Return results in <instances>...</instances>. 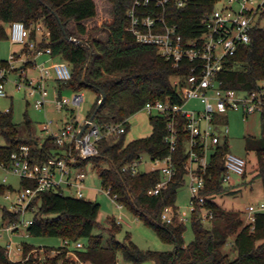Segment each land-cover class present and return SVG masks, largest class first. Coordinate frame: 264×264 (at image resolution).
<instances>
[{
	"label": "trees",
	"instance_id": "trees-1",
	"mask_svg": "<svg viewBox=\"0 0 264 264\" xmlns=\"http://www.w3.org/2000/svg\"><path fill=\"white\" fill-rule=\"evenodd\" d=\"M112 6V19L106 24L108 35L97 38L87 27L86 20L98 14L96 0H0V40L8 39L6 24L23 21L32 29L31 37L37 38L36 26L41 25L49 32L48 40L41 41L39 48L51 47L52 55L68 62L72 68V79L58 82L59 92H73L91 88L97 93L89 116L105 126L107 123L125 122L131 115L139 112L146 102L165 100L168 97L180 101L173 85V77L185 80L190 73L189 63L183 62L176 67L164 58L156 46L139 42L129 31L128 11L137 0H108ZM152 0L147 7L140 6L137 12L163 16L168 24L178 26L185 39L197 36L203 31V19L210 13L217 0H168L157 6ZM183 1L180 5L179 2ZM74 23L75 28L69 25ZM83 40L84 44L69 39ZM5 61H2L4 63ZM224 85L239 90H256L264 79V27L251 32L249 43L227 57L220 74ZM102 102L100 103V100ZM152 133L149 136L126 141L130 125L120 135H106L99 142V155L79 160V166H86L90 161L95 164L104 188H109L112 195H117V202L132 211L146 224L154 228L165 241L175 245L172 251L142 249L126 233L123 240L117 239L122 229L121 222L109 218V239L106 243L100 234H94L98 225L97 217L100 204L85 198H77L54 190L43 191L33 204L37 206L33 223L29 226L34 236L58 237L71 241H83L84 247L78 250L83 260L94 264H116L117 261L129 264L152 259L157 264H264V212L256 214L254 224H247L239 210H228L207 199L205 208L213 212L211 225L206 226L201 211L191 213L194 238L185 242L186 222L177 218L168 223L162 219V212L168 205L177 207V193L183 185L185 174V146L179 144L175 153L176 176L159 194H149L161 179L159 170L139 171L136 174L122 171L121 167L134 160H140L144 153L151 157H164L169 153L165 141V118L151 116ZM263 133L260 138H248L247 148L256 152L258 167L256 179L264 190V114L262 115ZM33 121L25 119L22 127L13 122L12 111L0 114V131L6 143L0 146V162L10 163L13 151L21 145L30 147L34 161L43 162L60 153L59 146L52 138L41 140L33 131ZM229 150L224 144L216 160ZM215 164L207 178L208 196L229 190L222 179L223 166ZM110 166H103V163ZM247 176V170L243 177ZM24 187L34 186L31 180L22 178ZM12 190L11 185L0 181V195ZM4 221L18 219L6 208L3 209ZM236 233L235 246L238 256L231 259L222 251L232 234ZM35 245L25 243V254ZM53 248L54 246H44ZM65 254L48 256L41 262L34 256L26 261H12L0 246V264H58ZM121 257V258H120Z\"/></svg>",
	"mask_w": 264,
	"mask_h": 264
},
{
	"label": "built area",
	"instance_id": "built-area-1",
	"mask_svg": "<svg viewBox=\"0 0 264 264\" xmlns=\"http://www.w3.org/2000/svg\"><path fill=\"white\" fill-rule=\"evenodd\" d=\"M168 0H156L157 6H162ZM152 0H137L129 9V31L136 39L145 44L154 45L158 52L176 67L183 62L189 63L190 73L185 80L180 76L173 77V85L177 90L180 101L168 97L165 100H151L145 103L141 110L150 117L165 118V141L169 146V153L164 157H151L157 167L151 170L161 172L160 181L148 190L149 194H159L167 188L176 176L175 153L180 143L185 146V174L183 185L190 191L191 212L202 207L204 221L213 218V212L205 208L208 196L204 193L207 188V178L213 168L220 148L226 144L228 138V115L231 111L241 113L243 119L256 112L264 114V79L260 81L256 90H239L224 85L220 74L224 69L227 57L234 54L241 45L251 40V32L255 28L264 27V0H217L214 9L203 19V31L195 37L185 39L175 24H168L163 16L141 14L137 12L140 6L147 7ZM180 5L183 1L179 2ZM37 34L41 39L31 37L32 29L23 21L9 23L8 37L14 44H21L23 50L14 52L0 66V97H7L5 81L9 73L17 71L15 86L21 89L27 86L30 95H38L34 106L42 109L48 102H53L56 109H70L72 113L67 119L58 124L49 119L43 124V139L52 138L59 146L60 153L49 157L43 162L34 161L28 145H21L13 151L10 163L0 162V170L11 171L24 179L31 180L34 186H26L18 193L11 211L18 214V219L0 223V238L7 236L3 247L8 259L12 261H26L34 256L45 262L48 256L65 254L58 264H94L83 260L78 250L84 247V242L61 239V244L48 247H34L25 254V244L14 239V235L23 227L27 229L33 223L37 206L35 199L43 191L54 190L83 198L87 188L85 181L87 173L84 167L79 166V160L99 155V142L106 135H120L126 131V123H107L99 125L89 115L82 117L75 111L84 102V92L76 91L71 96H63L55 88L54 98H49V89L46 80L54 77L55 80L67 82L72 79L73 72L70 64L64 60L56 61L50 66L36 65L40 77L28 79L25 70L34 65L36 57L42 53L52 55L51 47L39 48V41H47L49 32L45 33L42 26H36ZM31 51L32 58H26ZM29 64V65H28ZM101 101V100H100ZM197 102L198 106H191L190 102ZM11 108L2 110L0 114L9 113ZM86 129L79 137L82 128ZM218 160V161H217ZM216 161L223 166L222 179L230 182L233 177L241 176L246 172V158L226 150ZM141 160H134L121 167L122 171L138 173ZM4 181L7 180L5 177ZM227 186V185H226ZM107 193L117 202V195H112L109 188ZM7 193V192H6ZM118 203V202H117ZM119 204V203H118ZM122 206L121 204H119ZM247 224H254L256 214L264 212V203L245 207ZM31 213L32 217L27 218ZM185 221L179 208L168 205L162 212V219L168 223L175 219ZM30 233V232H29ZM13 254L16 258H13ZM116 264H122L117 261ZM139 264V263H132Z\"/></svg>",
	"mask_w": 264,
	"mask_h": 264
},
{
	"label": "rangeland",
	"instance_id": "rangeland-1",
	"mask_svg": "<svg viewBox=\"0 0 264 264\" xmlns=\"http://www.w3.org/2000/svg\"><path fill=\"white\" fill-rule=\"evenodd\" d=\"M98 14L95 18L86 20V25L92 30V35L97 38H106L108 35V29L106 24L112 19V6L108 0H98ZM70 29H74V23L69 25ZM45 33L47 29L43 27ZM41 33H39V36ZM22 47L21 44H14L8 38L6 40H0V66L2 61L9 59L10 55L17 52ZM26 58H32V52L25 49ZM44 55V56H43ZM50 57L51 59H47ZM56 58H52L51 55L42 53L37 56L35 64L30 65L25 70V76L28 79H37L40 77V73L36 65L44 64L50 66L56 62ZM29 65V64H28ZM18 77V72L14 71L8 74L5 81V88L8 93L7 97H0V108L5 110L11 108L13 122L19 124L22 127L23 134L26 135L24 121L30 118L33 121V131L37 137L43 140L42 127L49 119L56 120L63 115L62 111L56 109L54 103L49 102L44 108L37 109L34 106L38 95H30L28 93L27 86H23L21 89H17L15 86V79ZM54 78L46 80V85L49 89V98H54L55 87ZM85 98L82 106L76 108L75 111L80 116L85 117L90 113L93 104L96 101L97 93L91 88H85L82 90ZM73 91H63V96H71ZM191 106H198V103L190 102ZM61 111V112H60ZM128 124L130 128L126 134V141H131L137 138L149 136L152 133V124L150 116L143 110L131 115L129 117ZM228 145L229 151L239 156L246 158L247 160V176H234L233 179L226 183L229 190L216 194L211 199L217 204L221 205L228 210H239L241 216L246 221V214L244 212L245 207L254 204L259 205L264 203V190L262 183L259 179H256L258 160L256 152L250 148H247L248 138H260L263 133L262 115L259 112L251 114L248 118L243 119L241 113L231 111L228 115ZM6 140L0 131V146L4 145ZM139 163V170L146 172L157 165L151 160V156L144 153L141 156ZM103 166H110L109 163H103ZM84 169L87 173V179L85 181L86 189L84 190L83 198L96 201L100 204V212L97 217L98 225L94 229V234H100L103 237L104 243L109 239V218H116L118 222H121L122 229L117 233V239L123 240L126 233H130L132 240L142 249H151L156 251H172L175 245L171 242L163 240L158 233L146 224L142 219L136 216L132 211L126 207H119L118 203L107 193L103 187L101 179L97 173L95 164L90 161ZM7 178L4 181V178ZM22 177L11 171L0 170V181L6 185H11L12 190L0 195V223L3 219V209L12 210L14 207V201L18 193L22 190L23 185L21 183ZM190 191L188 186H182L178 190L176 205L179 208L181 215L185 218L186 230L184 232V239L186 243H189L194 238V233L191 224V209H190ZM27 218L32 217L31 213H28ZM120 219V221H119ZM206 226L211 225V221H205ZM16 241L23 242L24 244H33L35 247L44 246H58L61 244V239L58 237L47 236H34L30 234L26 228L20 229L17 234L14 235ZM236 233L232 234L228 243L223 246L222 251L229 255L231 259H235L238 256V251L235 246ZM7 236L3 235L0 238V246H3ZM13 258L16 255L13 254ZM121 258V257H120ZM142 264H157L154 260L149 259Z\"/></svg>",
	"mask_w": 264,
	"mask_h": 264
},
{
	"label": "crops",
	"instance_id": "crops-1",
	"mask_svg": "<svg viewBox=\"0 0 264 264\" xmlns=\"http://www.w3.org/2000/svg\"><path fill=\"white\" fill-rule=\"evenodd\" d=\"M98 0H96V2H97ZM95 18V17H94ZM92 19V18H91ZM89 20V19H88ZM8 28H9V23L8 24H6V29H7V32H8ZM37 39L38 40H40L41 39V35L39 36V34H37ZM41 41H39V43H40ZM20 50H23V47H21L20 49H18V51H20ZM44 56V55H43ZM51 57L52 58H56L57 60L56 61H61V59H59V58H57V57H54L53 55H51ZM37 58V57H36ZM47 59H51L50 57H48ZM52 78H54V77H52ZM55 80V79H54ZM58 82L59 81H57V80H55V82H54V87L55 88H57L58 90H59V88H58ZM49 103V102H48ZM47 103V104H48ZM52 103V102H51ZM46 104V105H47ZM61 112V111H60ZM62 113H63V115L61 116V117H58L56 120H54L57 124H58V126L59 125H61L66 119H67V117L72 113V110H71V108L70 109H65L64 111H62ZM87 115H89V114H87ZM44 140V139H43ZM226 142H227V144H228V138L226 139ZM150 171V170H149ZM182 187V186H181ZM180 189V188H179ZM119 205V204H118ZM119 207H122V206H120L119 205ZM119 221H120V219H119ZM122 264H129V263H127V262H121Z\"/></svg>",
	"mask_w": 264,
	"mask_h": 264
},
{
	"label": "water",
	"instance_id": "water-1",
	"mask_svg": "<svg viewBox=\"0 0 264 264\" xmlns=\"http://www.w3.org/2000/svg\"><path fill=\"white\" fill-rule=\"evenodd\" d=\"M69 39H71V40L77 42L78 44H84V41H83V40H78V39H76V38H74V37H69ZM101 102H102V99H101L100 103H101ZM94 116H95V114H93V115L91 116V119H93ZM86 127H87V124H86V125L82 128V130L80 131V133H79V137H81V135H82V133L84 132V130L86 129Z\"/></svg>",
	"mask_w": 264,
	"mask_h": 264
}]
</instances>
